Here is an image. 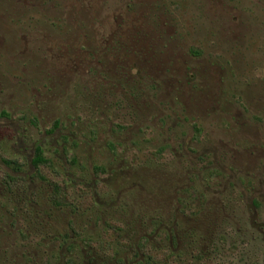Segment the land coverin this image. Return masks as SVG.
<instances>
[{
    "label": "rangeland",
    "instance_id": "rangeland-1",
    "mask_svg": "<svg viewBox=\"0 0 264 264\" xmlns=\"http://www.w3.org/2000/svg\"><path fill=\"white\" fill-rule=\"evenodd\" d=\"M152 218L264 264V0H0V264Z\"/></svg>",
    "mask_w": 264,
    "mask_h": 264
},
{
    "label": "trees",
    "instance_id": "trees-1",
    "mask_svg": "<svg viewBox=\"0 0 264 264\" xmlns=\"http://www.w3.org/2000/svg\"><path fill=\"white\" fill-rule=\"evenodd\" d=\"M57 125L59 124L57 123ZM5 163L7 165H18L12 161H5ZM31 163L37 170L51 164L50 160L45 157L41 146L36 147L35 156ZM4 180L5 185L11 190L15 179L7 176ZM59 196L60 187L54 185L51 197L52 202L58 207L66 206V202L63 199L61 200ZM148 222L142 226L145 228V234L140 236L141 240L139 242L125 238L124 244L119 243L114 245L102 239L92 241L93 239L90 237H82L80 243L82 248L80 250L85 251V255L82 263L79 264H88L89 259L92 263L94 261L96 264H209L211 261L208 249L209 243H205L204 241L201 243L197 239V235L192 233V230L178 233V221L176 218L173 220L169 218H163L162 220L152 218ZM127 225L130 229L134 228L132 223H128ZM120 230L117 227L113 232L117 234ZM130 232L132 230L128 233ZM106 235H109V231H106ZM155 235L162 236L163 245L166 247V250H162L161 247L152 244L151 240H155ZM117 238H121V233L117 234ZM62 240L65 243H70L68 247L69 251L80 248L72 237L69 239L66 235H62ZM46 264H52L49 258L46 259Z\"/></svg>",
    "mask_w": 264,
    "mask_h": 264
}]
</instances>
